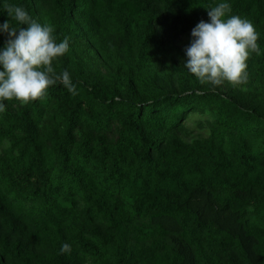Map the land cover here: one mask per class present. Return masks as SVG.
Segmentation results:
<instances>
[{"label":"trees","instance_id":"16d2710c","mask_svg":"<svg viewBox=\"0 0 264 264\" xmlns=\"http://www.w3.org/2000/svg\"><path fill=\"white\" fill-rule=\"evenodd\" d=\"M6 2L70 38L54 68L76 94L5 101L0 264H264V102L166 67L220 0ZM229 2L264 80V0ZM195 114L210 134L187 144Z\"/></svg>","mask_w":264,"mask_h":264},{"label":"clouds","instance_id":"9594fccd","mask_svg":"<svg viewBox=\"0 0 264 264\" xmlns=\"http://www.w3.org/2000/svg\"><path fill=\"white\" fill-rule=\"evenodd\" d=\"M8 19L0 24V34L7 37L0 47V113L5 101L21 105L34 102L58 81L76 94L70 74L56 73L54 62L69 52L70 38L58 41L52 26L42 24L27 9L0 0ZM207 10L208 21L199 22L191 31L184 68L201 84L219 86L247 81V60L261 53L259 34L248 19L232 15L229 0H220ZM11 21H15L13 26ZM61 254H70L71 245H61Z\"/></svg>","mask_w":264,"mask_h":264},{"label":"rangeland","instance_id":"374dc122","mask_svg":"<svg viewBox=\"0 0 264 264\" xmlns=\"http://www.w3.org/2000/svg\"><path fill=\"white\" fill-rule=\"evenodd\" d=\"M191 33L185 36L178 45V50L173 53V60L168 62L166 67L169 73L174 71L176 66L183 67L186 63L187 57L185 50L190 46ZM247 60V81L243 84L232 85L227 82L223 83L221 87L224 90L227 88H237L249 92L251 99L257 103L264 102V80L258 75V66L255 60ZM209 117L202 114L192 115L190 120L185 124V130L181 133L182 140L187 144H192L194 141L208 138L210 128L208 122Z\"/></svg>","mask_w":264,"mask_h":264}]
</instances>
